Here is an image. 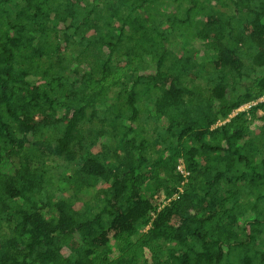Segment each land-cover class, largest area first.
<instances>
[{"label":"trees","instance_id":"trees-1","mask_svg":"<svg viewBox=\"0 0 264 264\" xmlns=\"http://www.w3.org/2000/svg\"><path fill=\"white\" fill-rule=\"evenodd\" d=\"M262 97L264 0H0V264H264Z\"/></svg>","mask_w":264,"mask_h":264},{"label":"rangeland","instance_id":"rangeland-1","mask_svg":"<svg viewBox=\"0 0 264 264\" xmlns=\"http://www.w3.org/2000/svg\"><path fill=\"white\" fill-rule=\"evenodd\" d=\"M171 41L174 43L179 44L181 47L190 48L191 47V40L185 39L184 37L179 36V33H175V35L171 36Z\"/></svg>","mask_w":264,"mask_h":264},{"label":"built area","instance_id":"built-area-1","mask_svg":"<svg viewBox=\"0 0 264 264\" xmlns=\"http://www.w3.org/2000/svg\"><path fill=\"white\" fill-rule=\"evenodd\" d=\"M263 101H264V97H262V98L260 99L259 102H263ZM250 106H251V105H247V106L243 107L241 110H242V111H243V110H248ZM178 170L180 171V173H181L182 175H184L185 177H187L188 172H186L185 169H184L182 166H178Z\"/></svg>","mask_w":264,"mask_h":264}]
</instances>
